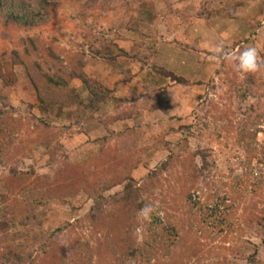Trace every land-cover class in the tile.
<instances>
[{"label":"rangeland","instance_id":"374dc122","mask_svg":"<svg viewBox=\"0 0 264 264\" xmlns=\"http://www.w3.org/2000/svg\"><path fill=\"white\" fill-rule=\"evenodd\" d=\"M58 1L40 25L0 19V93L25 119L35 114L62 126L76 118L59 136L72 163L96 155L106 129L99 120L86 121L78 102L41 104L33 83L40 79L37 65L68 73L85 102V83L71 75L77 62L102 85L118 87L117 100L140 98V143L151 148L132 172L134 188L173 155L155 190L167 192L161 197L172 208L177 189L179 211L155 212L143 192L139 200L147 205L125 231L85 229L93 199L84 189L65 199L50 195L47 182H60L58 162L33 142L15 157V178L11 166L0 165V264H264V0ZM164 68L192 85L175 83ZM171 87L179 92L169 105L175 110L166 113ZM62 88L52 86L54 92ZM104 105L100 116L122 110L115 99ZM9 135L5 129L0 141L9 145ZM157 136L171 148L153 142ZM6 150L0 147V156ZM212 207L222 230L207 225ZM175 213H184L183 222ZM152 229L162 233L157 243ZM86 242L94 250L89 258L82 253Z\"/></svg>","mask_w":264,"mask_h":264},{"label":"trees","instance_id":"16d2710c","mask_svg":"<svg viewBox=\"0 0 264 264\" xmlns=\"http://www.w3.org/2000/svg\"><path fill=\"white\" fill-rule=\"evenodd\" d=\"M58 4V0H31V2L29 0H0V19H4L5 24L19 23L29 26L40 25L50 20L52 10ZM52 57H56L54 52L52 53ZM57 60L59 64H61L60 57H57ZM37 68L40 71V79L38 81L33 79V83L37 88L38 98L41 104L45 105L48 101L52 100L55 103L62 104V106H72V103L78 102L88 113L86 121L99 120L102 127L106 129V133L97 139L100 146L99 152L96 155L89 156L81 163H72L68 160L67 153H65L61 147L59 136L64 130H68L72 123L76 122V118H73L71 122L63 124L62 126L54 125L45 117H39L35 114L29 119H25L24 116L16 115L15 107L8 101L6 95L0 93V134L5 129H8L13 135L8 136L9 145L0 141V147H4L5 150L7 148L6 152L8 153V155L5 152L2 153V156H0V165L11 166V178H15L18 175L16 167H12L16 161L15 157L27 153L33 142H41L46 148L50 159L58 162V175H61L60 182L57 184L53 185L52 178L47 182L48 187L46 191H48L50 195L65 199L68 196L76 195L80 190L84 189L93 199L90 210H88L82 219V225L85 229L101 230V228H106L105 231L113 235L116 228H127L134 223V221H132V215L135 216V212L137 213L145 208L146 199L139 200L143 192L150 197L155 212L156 210L160 212L161 209V211L164 210L169 214V210L172 211L175 208V210L179 211L178 205L176 206L177 199L175 198L178 193L177 189L174 190L170 198L173 202L172 208H169L167 197H161V194L165 195L167 192L156 194L155 190L156 182L159 181V184H163V170H168V167L171 166V159L174 158V156L171 155L165 162L160 160L162 164L155 169H151L143 179L147 181L144 183L143 187L135 189L134 186L136 181L132 176V172L140 164L139 157L142 158V154H146L151 146L149 147L140 143V124L129 125L124 130H117L112 126L116 121H128L129 118L131 119L137 114H140L141 112L138 109L139 102L136 103L140 98H124L117 100L113 96L112 89L107 88L95 78L90 77L84 70V66L77 62L71 75H78L77 77L81 78L85 83L90 93V100L85 102L76 94L75 88L70 86L68 73L61 74L59 70L57 74L51 73L44 70L39 65H37ZM160 70H163L166 76H169L175 83L181 86L192 85L186 78L176 75L173 71L166 70L165 68ZM40 84H45V87L41 89ZM59 85L63 87L62 90H58V92L55 90L54 92L52 86L54 88ZM111 98L119 103L120 109L122 110L106 116L98 115L101 107L107 103V101L111 100ZM169 105L168 102V104L162 108L166 113L168 112V108H170ZM125 106L126 110H124ZM16 134L19 135L15 136ZM162 138V136H157L153 139V142L163 143V145L168 146L167 142L164 139L162 140ZM168 147L171 148V145ZM59 155L63 156L62 160H59ZM46 177L49 178L48 175ZM47 178L46 181H48ZM178 179H180V177ZM169 180L171 179L169 178ZM121 182H126V186L123 190L114 192L108 197L104 196L103 193L105 191L112 189V187ZM168 189L173 190V186ZM157 199L158 201H156ZM112 200L116 203L114 208L110 207ZM227 200L228 198L224 200V203ZM105 204L109 207V210L105 208L106 206L104 207ZM185 205L186 210L190 211V205L186 203ZM224 206L226 209L229 207L227 204ZM212 208V210L207 212L209 217L207 225H212L216 227V229L222 230L221 227L223 223L220 222L218 225L215 224L218 215L214 212V207ZM179 214L180 213L174 214L175 221L183 222L184 213ZM224 219L221 220L224 222ZM176 229V227L173 228V230ZM125 230L124 228V231ZM154 231L155 233H153ZM154 231L152 229V238L154 239V243H157V240L162 237V233L156 230ZM194 245L197 246L196 241ZM89 250L92 251L93 249L91 245L86 242L85 248L82 251L86 258L91 257L89 256ZM136 251L137 248L135 252ZM77 258H79V256H76V260Z\"/></svg>","mask_w":264,"mask_h":264},{"label":"crops","instance_id":"0c3cea01","mask_svg":"<svg viewBox=\"0 0 264 264\" xmlns=\"http://www.w3.org/2000/svg\"><path fill=\"white\" fill-rule=\"evenodd\" d=\"M247 7V6H246ZM112 89H114V88H112ZM120 89L117 87V89L116 90H113V96H114V94H116V92L118 93V91H119ZM170 90V94L172 95V96H170V94H169V97H167L166 98V101H168L169 100V103H170V106L171 105H173V103H174V101H176L177 99H175V97L178 95V92H179V90H177L176 91V88H174V87H171V88H168L167 89V91H169ZM185 92H187V91H185ZM115 97V96H114ZM125 98V97H124ZM111 101H114V99L113 98H111V100H109V101H107V103L109 104V102H111ZM105 105H103L102 106V108L104 107ZM159 110H161V109H159ZM175 110V108L174 107H170V108H168V112H171L172 113V111H174ZM111 111V110H110ZM151 112H156V111H150V113ZM99 113H102V110L100 109V111H99ZM159 113H162V112H159ZM164 113V112H163ZM139 114H137L136 116H134V117H132L131 119L129 118V120L128 121H126V120H119V121H116V122H114L113 124H112V126H114V128L115 129H117V130H124L125 128H127L129 125H138L140 122H139V120H138V117H141L143 114H141V115H139Z\"/></svg>","mask_w":264,"mask_h":264}]
</instances>
